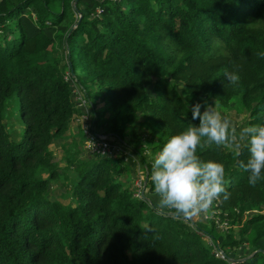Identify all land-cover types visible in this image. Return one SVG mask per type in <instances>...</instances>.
Returning <instances> with one entry per match:
<instances>
[{"label":"trees","instance_id":"16d2710c","mask_svg":"<svg viewBox=\"0 0 264 264\" xmlns=\"http://www.w3.org/2000/svg\"><path fill=\"white\" fill-rule=\"evenodd\" d=\"M259 53L264 0H0V264H264V170L250 186L239 167L250 155L243 146L239 155L215 144L197 150L201 161L224 166L231 196L214 207L230 220L226 233L214 225L204 232L196 217L185 222L146 192L135 196L122 152L87 150L80 128L65 164L74 173L64 178L70 199L50 195L61 177L52 145L72 135L80 112L72 82L97 138L126 143L117 127L141 115L156 158L172 136L199 125L191 109L206 96L221 105L238 99L249 126H264ZM231 71L235 86L224 75ZM13 106L17 139L6 122ZM131 147L151 194L153 164Z\"/></svg>","mask_w":264,"mask_h":264},{"label":"clouds","instance_id":"9594fccd","mask_svg":"<svg viewBox=\"0 0 264 264\" xmlns=\"http://www.w3.org/2000/svg\"><path fill=\"white\" fill-rule=\"evenodd\" d=\"M258 55L264 58V53ZM224 75L232 86L240 79L236 71ZM191 111L192 119L199 120V125L191 124L185 131L172 136L156 156L150 174L158 207L174 210L175 216L185 222L206 214L221 194L224 200L231 196L224 187L223 164L201 161L197 155L198 147L206 144L231 146L237 150V155L242 146L246 147L249 158L246 163L240 161L239 167L250 174L248 184L252 187L257 185L264 170V126L237 129L227 116L206 101L203 105L196 103Z\"/></svg>","mask_w":264,"mask_h":264},{"label":"rangeland","instance_id":"374dc122","mask_svg":"<svg viewBox=\"0 0 264 264\" xmlns=\"http://www.w3.org/2000/svg\"><path fill=\"white\" fill-rule=\"evenodd\" d=\"M75 14H77V13H75ZM78 70H79L78 72L82 71L80 68H78ZM176 83H177L179 88H182V84L179 81H177ZM148 89L150 92H152V88L150 85H148ZM205 98H208L207 104L215 106L216 110L219 111L222 115L227 116L232 121V124L235 127H237V129L244 127V126H249V124H248V120H249L248 112L246 111L245 108H243V106L240 104L238 99L233 98L229 104L221 105V104H218L214 99L210 98L209 96H206ZM97 100H98V98H97ZM15 102L17 105V109L13 106L12 114H10L6 117V122H7V125L9 126L8 129H11V135L13 136L14 139H17L20 136V133H16L14 130V129H16V125H17L16 120H15L16 114H15L14 108L17 110V114L19 113V101L17 98H16ZM100 104H101L100 102L97 103V106ZM81 108L83 109V105H81ZM203 110H204V108L202 107L201 111L203 112ZM107 116L110 119L111 115H107ZM140 120H141V115H139V117L137 118L136 121H133V122L131 121L128 123L126 122V123H123L122 126L117 127V130L123 131V138L126 141V143H121L119 141L112 139L111 137H109L111 135L102 136L106 140L108 139V141H110L114 145L117 146V144H118L121 147L122 151L119 148L118 150H114L115 152H113V153L119 154L120 152H122V154H119V155H121L119 157H121L123 165H126L127 167L129 166L131 168V174L128 176V179H129V182L131 183L132 186L134 184L133 180H135L137 173L139 171L145 172L146 169L142 165L141 160L139 159L137 154H135V152L131 146L133 145L134 148L142 151L143 154L145 155L146 161L151 162L153 164L154 160H155V158H154L155 155H153L152 150L150 148V144H151L150 143L151 142L150 141V136H151L150 126H146L143 123H140L139 122ZM72 139H76V140L81 141V137L79 136V132L73 133L71 136H68L66 138H64V137L57 138L54 141V144L52 145V150L54 151L55 160H58V164H59L58 170L60 172L61 177L58 179H52L51 180L50 195L54 196L55 198H57L63 202H68L70 199L69 190H68V188H70V185L68 183L66 184L67 181L64 178H71L70 176H74V173L72 171L65 168V164H68L67 163V157L70 154V152H69V154H67V152L69 150V147H71V144H73L71 142ZM113 153H110V154H113ZM145 176L146 175L144 174L143 184L145 183ZM143 192H146V195L150 196L153 199V201L155 202V204L157 205V198L155 197L154 192L151 194L150 193L147 194L148 185H146V187L144 185ZM143 195H145V193H141L139 195V197H142ZM167 210H169V209H167ZM212 211H213L212 209L208 210V213H210V216H208V217H206L205 215H203L202 218H199L196 216V221L199 225L198 227L206 233H208L207 231H209L211 229V226H213V225L215 226V229L218 232H221V233L228 232L229 229L232 228V225L230 223L229 218H223L222 217L221 219H219V222L220 221L226 222L223 227H220L218 222H217V218L212 215V214H214V213H212ZM209 237L210 236L205 234L203 240L208 246H210L211 250H212V245L210 244V242L217 245V247L219 248L218 244L213 239H210L211 237L210 238ZM233 249H234L235 255L237 256L238 260L245 256L244 255L245 253H244L242 246L238 245V246L234 247Z\"/></svg>","mask_w":264,"mask_h":264},{"label":"built area","instance_id":"2783aa9c","mask_svg":"<svg viewBox=\"0 0 264 264\" xmlns=\"http://www.w3.org/2000/svg\"><path fill=\"white\" fill-rule=\"evenodd\" d=\"M97 11H99V8H96ZM73 88H74V98L76 99L77 105L80 107V112L75 114L70 123L71 126L73 128H75L76 130L82 129V131L86 134V139H85V147L87 150L91 151V152H95L97 154H108V153H112L115 152L114 150H118L121 147L117 144L114 145L112 144L110 141L108 140H102L96 137V134L92 131L91 125H89V107L87 106V100L86 98L76 89L75 85L73 84ZM81 105H83V109L81 108ZM91 130V131H90ZM122 151V150H121ZM144 174L145 172L143 171H139L136 175L135 180H133L134 186L136 187V190L134 191V195L138 196L143 192V178H144ZM215 201L213 202V204L211 205L210 209H212V214L213 216H215L217 218V222L219 224L220 227H223L224 224L226 223L225 221H220L219 219L223 218H228L226 216V214H222L217 207L215 206ZM205 215L206 217L210 216V213H202L200 215H198L197 217L202 218V216ZM189 223H192L190 221H188ZM210 238V237H209ZM211 239V238H210ZM210 244L212 245V252L214 253V255L223 258L224 255L222 253V250H220V248L217 247V245L213 244L210 242ZM229 264H234V262L230 261Z\"/></svg>","mask_w":264,"mask_h":264},{"label":"crops","instance_id":"0c3cea01","mask_svg":"<svg viewBox=\"0 0 264 264\" xmlns=\"http://www.w3.org/2000/svg\"><path fill=\"white\" fill-rule=\"evenodd\" d=\"M69 132H70V134H73V133H77V130L75 129V128H69Z\"/></svg>","mask_w":264,"mask_h":264},{"label":"water","instance_id":"95a60500","mask_svg":"<svg viewBox=\"0 0 264 264\" xmlns=\"http://www.w3.org/2000/svg\"><path fill=\"white\" fill-rule=\"evenodd\" d=\"M72 72H73V70H71ZM146 180H147V175L145 176V182H146ZM239 260H241V259H239Z\"/></svg>","mask_w":264,"mask_h":264}]
</instances>
